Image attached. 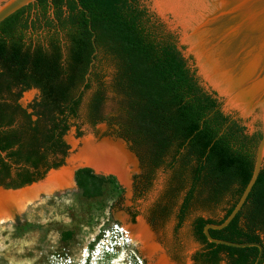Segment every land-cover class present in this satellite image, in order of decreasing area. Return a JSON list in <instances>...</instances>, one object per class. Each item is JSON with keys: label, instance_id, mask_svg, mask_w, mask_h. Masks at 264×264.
<instances>
[{"label": "trees", "instance_id": "16d2710c", "mask_svg": "<svg viewBox=\"0 0 264 264\" xmlns=\"http://www.w3.org/2000/svg\"><path fill=\"white\" fill-rule=\"evenodd\" d=\"M78 1L82 9L76 0H38L40 12L32 19L22 8L0 23V186L21 188L58 169L68 154L63 137L71 120L82 117L91 125L106 120L101 73L107 63L124 115L117 134L143 169L140 190L149 189L156 170L170 173L165 196L171 203L180 200L176 230L196 206L225 205L221 219L192 220L200 248L191 264H254L256 247L210 243L203 228L221 224L234 208L251 176L261 134L248 135L239 119L222 112L174 33L142 0ZM29 89L39 91L31 112L18 102ZM74 180L84 196L94 197L103 178L83 168ZM209 233L264 247V164L240 212L227 227Z\"/></svg>", "mask_w": 264, "mask_h": 264}, {"label": "rangeland", "instance_id": "374dc122", "mask_svg": "<svg viewBox=\"0 0 264 264\" xmlns=\"http://www.w3.org/2000/svg\"><path fill=\"white\" fill-rule=\"evenodd\" d=\"M142 4L168 29L164 20L152 11L148 0H142ZM40 33L38 30L34 37ZM112 72V67L103 63L101 79L106 98L101 112L106 120L96 125L85 122L82 117L70 121V129L63 138L70 146L68 153L70 151L71 154L62 159L59 170L65 171L67 162L74 161L80 153L83 142L90 140L96 145L116 146L124 155L122 163H126L127 180L123 182L114 173L97 172L86 164L79 166L80 169L89 168L103 178L99 194L86 197L77 188L74 180L76 171L72 170L69 185L38 198L25 210L19 211L13 221L0 223V264H82L86 250L90 255L86 264H191V255L200 248L191 234L192 220L197 216L222 218L224 204L212 210L196 206L181 228L176 230L175 213L180 200L171 203L165 196L170 173L162 168L154 172L149 189L145 192L140 190L138 185L143 169L137 165V154L117 134L124 115L120 96L111 87ZM38 98L39 91L29 89L21 94L18 102L31 112L29 105ZM217 99L224 108L225 98L218 96ZM228 114L233 118L239 117L236 110H229ZM255 116L239 119L248 135L261 132ZM113 224H118L122 230L143 225L150 236V250L143 252L142 247L129 240L128 245L112 254H99L92 263L91 250L100 242L103 230Z\"/></svg>", "mask_w": 264, "mask_h": 264}, {"label": "water", "instance_id": "95a60500", "mask_svg": "<svg viewBox=\"0 0 264 264\" xmlns=\"http://www.w3.org/2000/svg\"><path fill=\"white\" fill-rule=\"evenodd\" d=\"M36 1L38 0H0V23ZM148 1L152 11L174 33L184 58H190L189 64L195 69L200 84L206 90L214 92L217 98H225L226 105L221 108L222 112L229 115V110H236L239 117L234 119L255 114V119L260 123L261 137L256 146L252 173L240 198L221 224L209 223L203 228V234L210 243L236 248L256 247L258 254L254 264H260L264 254L261 244L215 239L211 237L209 230L224 229L240 212L264 164V91L259 93V88H264V84L256 83L257 80L251 84L246 82L252 69L243 78L235 75L256 65L261 66L260 73L264 71V0H153L156 7L152 0ZM76 3L82 9L78 0ZM93 63L94 60L90 63L89 72ZM233 75L239 79L230 78ZM224 79L225 82L222 81ZM228 80L233 83L232 87ZM126 145L130 146L129 143ZM135 159L140 167L136 155ZM70 162H67L68 168L72 167ZM74 166L77 171L79 166L86 165L76 163ZM60 168L61 166L48 170L41 180L21 188L6 189L0 186V192H17L37 185L38 196L41 198L46 195L45 190L53 186L54 175L61 171Z\"/></svg>", "mask_w": 264, "mask_h": 264}, {"label": "bare ground", "instance_id": "6f19581e", "mask_svg": "<svg viewBox=\"0 0 264 264\" xmlns=\"http://www.w3.org/2000/svg\"><path fill=\"white\" fill-rule=\"evenodd\" d=\"M263 68H264V63H263ZM250 69H252L253 72L251 73L249 78L248 76L246 77L247 80L246 82L251 84L257 80L256 83L264 84V71L263 73H260L261 70L260 65L253 66L235 75L241 76L243 78ZM235 75L231 76L230 78H237L235 77ZM225 80L226 79L222 81L225 82ZM228 83H230L231 87L233 86V83L231 81L228 80ZM263 91L264 88L261 86L259 88V93H262ZM123 156L124 155L116 148V146H111L105 143L96 145L94 144V142L90 140L84 141L80 153L78 154V156L75 158L74 161L70 162V164H72V168L70 166V168H67L65 171L61 170L58 174L54 175L55 177L52 176L55 178L54 180L55 182L53 186L48 187L45 190L46 195H50L55 191L61 190L67 185H69L68 181L72 174V170H74L75 168L74 164L76 163L84 164V165L86 164L91 168H93L94 170H96L97 172L114 173L124 182L125 180H127V173L125 170L126 163L125 164L122 163L124 159ZM42 191L44 192V190ZM38 194L39 191L37 185L36 186L33 185L30 188H26L17 192H8V193L0 192V223L6 222L8 220L12 221V219L19 213V211L22 212L31 203H33L35 200L39 198ZM124 231L126 232L127 237L133 244L140 246V248L142 247V251L145 250V252H148V250H150V248L148 247L149 245L148 239L150 236L148 235V232L143 227V225H139L135 228L125 227ZM98 249H100V247H98ZM96 258H98V255L93 254L92 263L95 262Z\"/></svg>", "mask_w": 264, "mask_h": 264}, {"label": "built area", "instance_id": "2783aa9c", "mask_svg": "<svg viewBox=\"0 0 264 264\" xmlns=\"http://www.w3.org/2000/svg\"><path fill=\"white\" fill-rule=\"evenodd\" d=\"M130 243L127 234L122 227L118 224H113L110 228L103 230L100 238V242L95 244V247L91 250L92 254H112L114 251L120 247H124ZM100 247V249H98ZM90 257L87 250L84 252V258L82 264L87 263V259Z\"/></svg>", "mask_w": 264, "mask_h": 264}, {"label": "flooded vegetation", "instance_id": "af4514ba", "mask_svg": "<svg viewBox=\"0 0 264 264\" xmlns=\"http://www.w3.org/2000/svg\"><path fill=\"white\" fill-rule=\"evenodd\" d=\"M40 8H41L40 4L36 1L35 3L24 7L25 9L24 15L29 16V18L32 19L35 16V14H38L40 12ZM52 11H53V8L51 6L49 13L51 14ZM43 22L44 21L42 20L41 23L43 24Z\"/></svg>", "mask_w": 264, "mask_h": 264}]
</instances>
